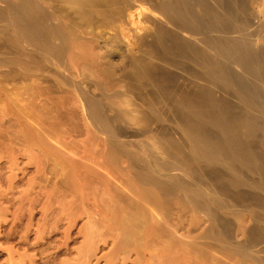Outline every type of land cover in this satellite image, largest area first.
<instances>
[{"label": "rangeland", "instance_id": "rangeland-1", "mask_svg": "<svg viewBox=\"0 0 264 264\" xmlns=\"http://www.w3.org/2000/svg\"><path fill=\"white\" fill-rule=\"evenodd\" d=\"M161 1L0 0V264L264 263L246 241L264 219V192L234 185L218 163L189 159L178 102L197 93L206 55L156 48ZM237 1L253 17L256 0ZM8 8L65 31L71 47L56 58L19 38ZM144 62L165 70L162 87L140 73ZM84 91L99 101L105 124L86 117ZM25 104L28 112L44 107L36 134V122L33 132L23 125ZM196 189L222 202L213 211L195 204ZM149 194L162 202L158 213L147 209ZM138 213L147 225L127 240L123 231Z\"/></svg>", "mask_w": 264, "mask_h": 264}, {"label": "bare ground", "instance_id": "bare-ground-1", "mask_svg": "<svg viewBox=\"0 0 264 264\" xmlns=\"http://www.w3.org/2000/svg\"><path fill=\"white\" fill-rule=\"evenodd\" d=\"M73 2L78 4V0H73ZM256 3H258V8L254 10V14L257 15L254 21V14L253 17H246L239 12L237 0H162L163 18L154 34L153 43L156 48L166 52L187 49L202 51L206 55L202 62L204 81L199 85L197 93L192 97H184L178 102V108L186 123L191 142L189 159L218 163L229 172L230 181L234 185L247 184L251 188L264 192V0H256ZM8 10L6 12H9V15L6 14L7 18L10 16L11 21L9 22L16 25L15 28L18 29L17 34L15 32L13 34L26 39L32 46L43 47L51 56L56 58L64 52L65 48L71 47L70 42L66 44L68 36L65 31L56 27H53V30H47L32 14L24 13L16 8H8ZM11 23L8 25L10 26ZM50 31L51 33H49ZM82 57L85 60H82L83 65L85 68H89L92 59L86 55ZM140 73L152 75L160 87H162L165 75H167L162 66L153 62H144L140 67ZM41 93L37 92L35 95L40 96ZM80 96H82L83 106H85L86 117H90L91 124L96 125L98 121L105 124L104 111L99 101L95 97L89 96L85 91ZM21 100L23 104L24 99L21 98ZM39 102L42 101L39 100ZM15 104L17 106L16 101ZM27 104L31 105L30 103ZM16 106L14 107L17 112H21L18 111V108L22 105L18 104V108ZM22 107L24 108V104ZM27 107L29 106L26 105ZM32 107L29 112L27 111L28 108L23 109V114L25 111L27 113L20 115L23 116V125L25 124L26 128L30 126L29 132L32 130L38 132L41 131L38 125L42 124L38 122L39 118L37 117L43 113L41 110L44 107ZM44 114L42 116L45 117ZM22 119L20 118L18 121ZM35 122L37 126L34 127ZM31 126L34 127L32 130ZM25 132L27 133V130ZM48 132L51 131L48 130L46 133ZM22 133L20 134L22 135ZM44 133L43 136L46 135ZM31 137L30 139H33ZM30 139L27 135L26 140L29 141ZM210 173H213L211 169ZM250 173H257L258 179L251 180L248 178ZM219 190L221 193H227L230 188L226 183L220 181ZM193 194L197 196L196 203H194L205 204L210 211H213L222 202V198L213 193H203L196 189ZM250 194L255 198L257 197L255 192ZM153 197L152 195L150 198L148 196L149 203L147 198L145 199L147 206L149 205L148 207L145 205V208L147 207L150 212L160 211L163 206L161 205L162 202ZM192 199H190L191 202ZM156 214L153 213L154 216L150 218L156 219ZM139 215H137L138 217H131L132 219L126 216L130 222V229L125 232L122 231L123 235L127 233V236H124L126 239L128 238L127 240L131 238V235H134L132 237L136 239L137 233L136 235L134 233L141 231V224L147 225L145 221H147L148 216L144 213ZM216 219L222 220L223 225H221L222 230H224L227 221L220 218L218 214H216ZM123 222L120 224L122 227H124ZM127 224L128 222L126 226ZM226 228L228 225L225 227L227 232ZM140 231L139 233H141ZM218 236L217 238H219ZM246 241L259 250L254 249V251L257 250L258 253H261L259 257L264 262V219L261 223L258 222L254 225Z\"/></svg>", "mask_w": 264, "mask_h": 264}]
</instances>
